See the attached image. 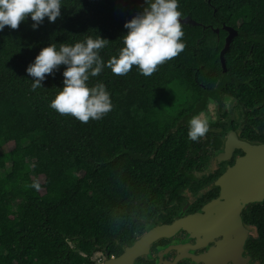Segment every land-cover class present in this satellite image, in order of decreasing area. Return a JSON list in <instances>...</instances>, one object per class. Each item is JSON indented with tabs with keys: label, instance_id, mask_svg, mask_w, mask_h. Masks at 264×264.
Listing matches in <instances>:
<instances>
[{
	"label": "trees",
	"instance_id": "trees-1",
	"mask_svg": "<svg viewBox=\"0 0 264 264\" xmlns=\"http://www.w3.org/2000/svg\"><path fill=\"white\" fill-rule=\"evenodd\" d=\"M62 6L54 23L45 18L33 30L28 18L0 31V264H91L96 251L130 241L180 178L196 152L189 148L201 145L188 138L189 121L207 99L223 92L262 97L264 0H179L182 16L197 22L181 23L182 52L147 77L137 66L123 76L105 67L87 84L105 85L111 110L87 123L62 115L50 102L65 66L35 90L26 67L50 43L98 36L109 41L99 51L106 63L123 47L124 23L147 4ZM224 24L238 34L223 72Z\"/></svg>",
	"mask_w": 264,
	"mask_h": 264
},
{
	"label": "flooded vegetation",
	"instance_id": "flooded-vegetation-1",
	"mask_svg": "<svg viewBox=\"0 0 264 264\" xmlns=\"http://www.w3.org/2000/svg\"><path fill=\"white\" fill-rule=\"evenodd\" d=\"M260 79V99L223 92L193 115L208 120L201 145L189 148L196 152L152 214L141 218L140 232L96 251L99 263L121 257L160 225L157 235L139 242L118 264H264V157L248 150L264 149V75ZM246 156L250 161H241Z\"/></svg>",
	"mask_w": 264,
	"mask_h": 264
},
{
	"label": "clouds",
	"instance_id": "clouds-1",
	"mask_svg": "<svg viewBox=\"0 0 264 264\" xmlns=\"http://www.w3.org/2000/svg\"><path fill=\"white\" fill-rule=\"evenodd\" d=\"M147 7L126 21L123 47L106 63L99 51L108 44L106 38L87 37L72 45L50 43L40 49L25 71L34 78L32 89L42 87L46 74L53 75L61 65L63 86L50 107L60 114H71L83 123L99 120L112 108L103 83L89 87V77L98 76L107 67L116 75H126L137 66L143 76H151L157 67L176 57L185 48L182 40V13L179 0H145ZM62 0H0V31L5 26L17 29L28 18L36 30L47 18L54 23L61 16ZM209 130L208 120L199 115L189 121L188 138L196 141ZM38 188V185H32Z\"/></svg>",
	"mask_w": 264,
	"mask_h": 264
},
{
	"label": "water",
	"instance_id": "water-1",
	"mask_svg": "<svg viewBox=\"0 0 264 264\" xmlns=\"http://www.w3.org/2000/svg\"><path fill=\"white\" fill-rule=\"evenodd\" d=\"M181 23H187V24H196L197 22L192 19L190 16H182L181 17ZM222 28L224 30L227 31V34L225 36V40H224V45L222 46V48L220 49V52H219V59H220V63H221V67H222V71L224 72L226 70V61H225V54L226 52L229 50V47H230V42L232 40V37L237 34V29L228 25V24H224L222 26ZM214 30L216 32L219 31L218 28H214ZM251 146H259V145H252V144H249ZM247 150V149H246ZM250 150V153L251 155L253 156L254 154L256 153H259V155L262 157H264V149H248ZM262 159H257V161H261ZM240 161V160H238ZM241 161H250V156L249 158L246 156L245 158L241 159ZM264 161V158L263 160ZM252 166H254L252 164ZM161 226L158 225L157 227H154L152 228L150 231H147L145 232L143 235L139 236L133 243V245L130 247V248H127L126 249V252L124 253V255H122L121 257L119 258H116V259H108L106 260L105 262L103 263H99V264H118L120 263L121 261H123L124 259V256L126 255V253L130 250H133L136 248V246L139 244V242H141L142 240L146 239V238H150V237H154L155 234L157 235V233L159 232ZM162 229V228H161Z\"/></svg>",
	"mask_w": 264,
	"mask_h": 264
},
{
	"label": "built area",
	"instance_id": "built-area-1",
	"mask_svg": "<svg viewBox=\"0 0 264 264\" xmlns=\"http://www.w3.org/2000/svg\"><path fill=\"white\" fill-rule=\"evenodd\" d=\"M101 258H94L93 262L91 264H98L100 262Z\"/></svg>",
	"mask_w": 264,
	"mask_h": 264
},
{
	"label": "rangeland",
	"instance_id": "rangeland-1",
	"mask_svg": "<svg viewBox=\"0 0 264 264\" xmlns=\"http://www.w3.org/2000/svg\"><path fill=\"white\" fill-rule=\"evenodd\" d=\"M161 115L163 116V114H161ZM212 118H215V116H213ZM99 256H100V254H97V253H96V254L94 255V258H95V259H96V258H99Z\"/></svg>",
	"mask_w": 264,
	"mask_h": 264
}]
</instances>
